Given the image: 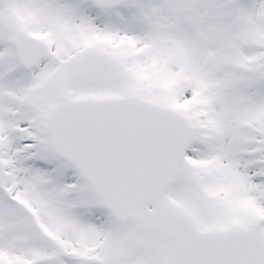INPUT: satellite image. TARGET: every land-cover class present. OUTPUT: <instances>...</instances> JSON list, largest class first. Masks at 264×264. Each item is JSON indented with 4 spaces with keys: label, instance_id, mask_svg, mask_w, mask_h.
<instances>
[{
    "label": "snow or ice",
    "instance_id": "1",
    "mask_svg": "<svg viewBox=\"0 0 264 264\" xmlns=\"http://www.w3.org/2000/svg\"><path fill=\"white\" fill-rule=\"evenodd\" d=\"M0 264H264V0H0Z\"/></svg>",
    "mask_w": 264,
    "mask_h": 264
}]
</instances>
